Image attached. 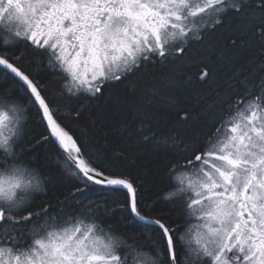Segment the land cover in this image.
I'll return each instance as SVG.
<instances>
[{
    "label": "snow or ice",
    "instance_id": "obj_1",
    "mask_svg": "<svg viewBox=\"0 0 264 264\" xmlns=\"http://www.w3.org/2000/svg\"><path fill=\"white\" fill-rule=\"evenodd\" d=\"M217 30L220 43L206 45L202 55L190 50ZM256 36L264 38V0H0V66L18 78L47 122L50 137L84 185L77 191L89 186L124 191L129 215L139 227L157 233L147 245L150 254L137 252L145 245L98 235L103 230L90 210L49 215L50 206H34L44 181L21 158V109L5 105L0 107V264H128L133 253L141 264H264V76L258 84L251 73L246 76L242 83L251 82L252 88L229 105L205 149L179 157L185 163L174 166L182 172L170 177L174 190L162 199L181 198L185 213L202 221L194 232H181L183 225L138 206L133 180L111 178L84 159L77 141L54 119L39 84L19 66L21 56L7 50L20 43L43 50L72 83L70 94L94 97L104 83H118L154 59L195 68L197 79L205 82L213 73V53L232 63ZM255 72H264V63ZM164 99L178 119L188 120L190 109L176 107L174 96ZM136 131H147L146 125L141 122ZM143 138L175 144V137L155 132ZM182 248H187L183 256Z\"/></svg>",
    "mask_w": 264,
    "mask_h": 264
},
{
    "label": "trees",
    "instance_id": "obj_2",
    "mask_svg": "<svg viewBox=\"0 0 264 264\" xmlns=\"http://www.w3.org/2000/svg\"><path fill=\"white\" fill-rule=\"evenodd\" d=\"M206 35L204 42L191 50L195 55H202L206 45L221 42L219 30ZM262 41L264 38L256 36L232 63L213 53L210 57L213 73L205 82L197 79L199 71L195 68L187 65L177 68L154 59L118 83H104L101 93L94 97L84 92L70 94L67 89L69 81H65L64 74L55 69L49 59L46 63L43 50L26 47L23 43L7 50L21 56L19 66L39 84L54 118L77 141L84 159L93 166L102 167L110 176L133 180L139 190L138 206L153 217H169L183 225L181 232H184L192 217L183 210L182 199L178 197L172 203L162 199L173 191L170 177L174 178L182 170H173L174 166L185 163L179 157L191 158L189 153L205 149L219 120L227 118L229 105L243 97L246 89L252 88L251 82L242 83L245 77L251 73L258 84L260 77L264 76V72L253 73V69L264 63ZM171 68H176L180 74ZM189 76L192 77L190 83L187 82ZM167 78L173 79L175 84H165ZM154 87L159 89V94L152 92ZM197 93L200 99H197ZM230 93L233 95L229 96ZM166 96L176 98V107L190 109L188 120L177 118L175 109H170L164 99ZM0 103L18 106L24 116L20 130L24 146L21 158L36 170L45 189L34 194V206H50L49 215L67 213L76 216L79 209L90 210L103 234L125 239L130 246L145 245L136 251L150 254L147 245L157 233L139 227L129 215V210L123 207L127 202L124 191H110L99 186H89L86 192L77 191L84 185L72 174L74 169L66 164L64 154L50 137L37 106L30 104L18 79L2 67ZM213 104L215 106L210 108ZM141 122L147 131L137 133ZM150 132H155L157 137H175V144L170 141L167 145H158L153 139L145 140L143 137ZM43 137L49 138L43 140ZM113 209L117 211L113 212ZM186 251L187 248H182L181 256Z\"/></svg>",
    "mask_w": 264,
    "mask_h": 264
},
{
    "label": "rangeland",
    "instance_id": "obj_3",
    "mask_svg": "<svg viewBox=\"0 0 264 264\" xmlns=\"http://www.w3.org/2000/svg\"><path fill=\"white\" fill-rule=\"evenodd\" d=\"M205 36H207V35H205ZM205 38V37H204ZM204 42V41H203ZM198 46H200L199 44H197V43H193L192 45H191V49L190 50H194L195 48H197ZM46 55V57H45V60H46V63H47V59H49V62H50V57L47 55V53L45 54ZM51 64V63H50ZM171 66H172V64L171 63H169ZM174 66V65H173ZM174 69H176V68H171V70L173 71ZM177 70V69H176ZM174 72V71H173ZM68 87H67V89H69V88H72V89H74V87H73V85H72V83L69 81V83H68ZM5 105H7V106H9V107H11V106H13V104H3V103H0V107H5ZM16 106V105H15ZM16 107H18V106H16ZM19 108V107H18ZM7 134V133H6ZM182 172V170L180 171V172H178L177 173V175L176 176H178L180 173ZM175 176V177H176ZM174 190V189H173ZM202 223V221H199V220H197L195 217H192V221H190V224H189V226L186 228V230L184 231V232H194L196 229H197V227H198V225L199 224H201ZM98 235L99 234H101L100 232H98L97 233ZM103 234V233H102ZM135 255V253L132 255V256H130V258H129V261H128V264H141V261L139 260V258H136L135 260L133 259V256Z\"/></svg>",
    "mask_w": 264,
    "mask_h": 264
},
{
    "label": "water",
    "instance_id": "obj_4",
    "mask_svg": "<svg viewBox=\"0 0 264 264\" xmlns=\"http://www.w3.org/2000/svg\"><path fill=\"white\" fill-rule=\"evenodd\" d=\"M0 67H2L3 68V66H0ZM13 76H14V74H12ZM16 79H18V78H16ZM55 119V118H54ZM44 121V120H43ZM45 122V125H46V127H47V122L46 121H44ZM58 122V121H57ZM66 130V129H65ZM67 131V130H66ZM49 132V131H48ZM50 134V133H49ZM70 134V133H69ZM53 139V141L55 142V144L58 146V148L62 151V149L60 148V146H59V144H58V142L55 140V138H52ZM63 152V151H62ZM64 154V153H63ZM65 155V154H64ZM111 178H123V177H117V176H111Z\"/></svg>",
    "mask_w": 264,
    "mask_h": 264
}]
</instances>
